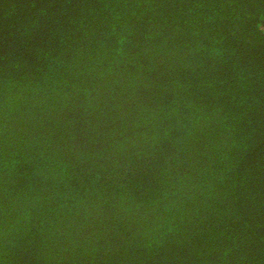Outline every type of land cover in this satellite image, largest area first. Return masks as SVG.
I'll return each mask as SVG.
<instances>
[{
	"label": "trees",
	"instance_id": "obj_1",
	"mask_svg": "<svg viewBox=\"0 0 264 264\" xmlns=\"http://www.w3.org/2000/svg\"><path fill=\"white\" fill-rule=\"evenodd\" d=\"M0 264H264V0H0Z\"/></svg>",
	"mask_w": 264,
	"mask_h": 264
}]
</instances>
